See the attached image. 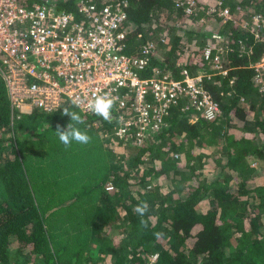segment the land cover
I'll return each mask as SVG.
<instances>
[{
    "label": "trees",
    "instance_id": "obj_1",
    "mask_svg": "<svg viewBox=\"0 0 264 264\" xmlns=\"http://www.w3.org/2000/svg\"><path fill=\"white\" fill-rule=\"evenodd\" d=\"M55 2L71 7L69 0ZM200 5L204 11L210 8L194 0V7ZM218 5L230 10L236 5L241 19L221 20ZM214 8L208 15L221 21L215 32L190 25L194 13H185L174 0H128V53H137L148 37L165 31V41L149 50L141 74L156 71L181 80L184 70L200 72L221 109L214 119L198 115L189 121L193 109L179 99L169 107L167 125L142 143L114 135L111 120L68 103L52 111L19 113L0 75V264H264V94L252 67L264 43L249 25L239 24L254 12L264 16V0H219ZM161 15L175 21L161 23ZM212 37L220 47L210 43ZM216 54L225 72L213 69ZM64 109L81 115L91 140L85 146L73 141L67 148L59 142L38 158L42 169L36 171L19 144L26 134L71 123L68 115L66 121H47ZM249 109L257 110L254 127L234 129L232 118H245ZM31 112L42 116L26 125L24 116ZM180 119L186 129L177 135ZM98 129L113 134L114 148L98 142ZM116 149L121 155L115 156ZM175 173L180 179L173 186L168 178ZM46 178L53 181L49 187ZM163 184L168 190H159ZM91 190L97 191L95 203L85 222L72 219L81 217L74 212L72 220L59 222L57 206L75 204ZM140 201L149 205L143 217L134 211Z\"/></svg>",
    "mask_w": 264,
    "mask_h": 264
},
{
    "label": "built area",
    "instance_id": "obj_2",
    "mask_svg": "<svg viewBox=\"0 0 264 264\" xmlns=\"http://www.w3.org/2000/svg\"><path fill=\"white\" fill-rule=\"evenodd\" d=\"M69 1L70 9L58 7L55 0H0V75L19 113L52 111L68 103L93 114L88 109L90 99L97 92H110L116 98L110 119L114 135H130L136 143L167 125L169 107L179 99L197 116L214 119L221 113L200 72L184 70L181 80L156 71L141 74L149 50L166 38L158 33L157 38L142 42L137 53H128V0ZM174 5L191 13L194 0H174ZM217 14L223 20L241 19L232 17L228 6H220ZM239 24L249 25L264 43L260 12ZM210 52L211 46L205 45L206 58ZM212 67L225 72L217 54ZM252 67L253 80L264 94V50Z\"/></svg>",
    "mask_w": 264,
    "mask_h": 264
},
{
    "label": "rangeland",
    "instance_id": "obj_3",
    "mask_svg": "<svg viewBox=\"0 0 264 264\" xmlns=\"http://www.w3.org/2000/svg\"><path fill=\"white\" fill-rule=\"evenodd\" d=\"M219 1V0H204V4H208L210 7H215V3ZM235 8L232 9V17L235 18V14L237 13L238 15V8L236 5H234ZM204 5H200L197 7L193 8L192 13H194L193 15L195 16V21L191 22L190 25H193L195 28H197L198 30L201 29H212L213 32L217 31V29L219 28V25H221V21H218L217 18L214 15H208L211 13L210 8H207V10L204 11ZM213 13V12H212ZM185 16V15H182ZM240 16V15H238ZM166 20V18L164 17V15L160 16V21L161 23ZM168 21V24H172L175 20L168 19L166 20ZM158 33H165V31L162 29L160 32ZM148 37V36H147ZM151 37V36H150ZM148 37V38H150ZM217 39L212 37L210 43H212V45H217L218 47L221 46V42H216ZM245 103V102H244ZM247 105H251V102L248 100L246 101ZM257 107V105H256ZM23 113H28V112H23ZM31 115H27L24 116V123L26 125L33 124L34 122H36L38 119H40V117L42 115L38 114V113H30ZM64 113H61V115L58 116H54L47 117V121H60V120H67V115H63ZM197 115L195 113H191V116L189 117V121L190 120H195V117ZM257 117V110L255 109H249L247 115L245 116V118L243 119H239L238 117H233L232 118V124L233 127H235L234 129H241L240 127L245 126L247 128H253L254 127V123H255V119ZM68 124V123H67ZM67 124H61L60 126L63 128H66ZM178 129L181 132H178L177 135H182V133L185 132L186 129V121L183 119H180V121L178 122ZM78 127L82 130V131H86L88 132V128L89 127H85L82 125H78ZM57 129V127L55 126H49L47 129L41 131V135H38L36 133H32V134H26L24 136V138H26L25 141L21 142V144H19V149L21 150L22 155H24L26 158H28L29 160H32L31 165L32 167H34L33 169H36V171L41 170L42 166L41 164H39L38 158H42L43 154H45L46 152H48L49 150H53L55 147H57V144L60 142L57 133L55 132ZM92 129H94V127H92ZM97 135L96 138L98 140V142L103 143V147L105 149V147L108 148H114L115 146V141H113L114 136L113 134H111V132H107V131H103L98 129L96 131ZM24 134H22L23 137ZM90 135V133H89ZM21 137V136H20ZM38 137L39 140H41V142L39 143L38 141ZM95 140V139H94ZM75 142V141H74ZM77 144V142H75ZM86 144H83V146H85ZM52 146V147H51ZM51 147V148H50ZM119 149H116V151L114 152L115 156L120 153H122V151H118ZM121 155V154H120ZM176 156V153H175ZM28 160V161H29ZM118 162H121V160L119 159ZM260 161H254L252 164L254 165V167H258L260 164ZM182 163H180L181 165ZM50 175H54V172H51ZM83 177L80 176L79 181L82 179ZM180 176L179 174L175 173V174H171L168 178V180L170 181V183L174 186L175 184H177L179 182ZM49 180V184L47 185V187L50 186V184L53 182L50 178H46L45 182ZM44 182V184H45ZM83 182L80 183V186ZM166 184V183H165ZM165 184H163L159 190L164 189V190H168L167 187L165 186ZM83 186H81L80 188H82ZM170 187V186H169ZM87 188V187H86ZM84 188V189H86ZM45 191V190H43ZM97 191H89V192H85L80 194L75 202V204L69 203L67 205L68 202H65L63 205H59V207L57 206V209H59L60 211V217L56 216L58 219H60L59 222L63 223V220L65 218H69L71 219V213L74 212L76 213V215H79V213L81 214V217H77V218H72V219H78L79 223H83L85 222V218L88 216L90 210L92 209L94 203H95V194ZM43 195L50 199V201H55L56 199L53 198V195H51L50 193H45L42 192ZM56 196H58V194H55ZM52 196V197H51ZM49 202V201H48ZM79 204V205H78ZM89 211V212H88ZM88 213V214H87ZM65 217V218H64ZM71 219V220H72ZM85 219V220H84ZM65 256V253H64Z\"/></svg>",
    "mask_w": 264,
    "mask_h": 264
},
{
    "label": "clouds",
    "instance_id": "obj_4",
    "mask_svg": "<svg viewBox=\"0 0 264 264\" xmlns=\"http://www.w3.org/2000/svg\"><path fill=\"white\" fill-rule=\"evenodd\" d=\"M75 103V101H74ZM116 104V98L110 92H97L89 101L88 109L95 115L108 121L111 119L112 110ZM63 113L70 117L71 123H68L66 128L57 125L56 133L60 142L67 148L75 141L79 144H88L91 137L86 131H82L78 125L85 123L84 119L77 112H69L64 109ZM149 205L147 201H140L135 207L134 211L141 217L148 211ZM142 227L147 228L148 224L144 219L140 221ZM155 235L159 236L160 233Z\"/></svg>",
    "mask_w": 264,
    "mask_h": 264
},
{
    "label": "crops",
    "instance_id": "obj_5",
    "mask_svg": "<svg viewBox=\"0 0 264 264\" xmlns=\"http://www.w3.org/2000/svg\"><path fill=\"white\" fill-rule=\"evenodd\" d=\"M232 11V10H231ZM221 18V17H220ZM221 20H223L222 18H221Z\"/></svg>",
    "mask_w": 264,
    "mask_h": 264
}]
</instances>
